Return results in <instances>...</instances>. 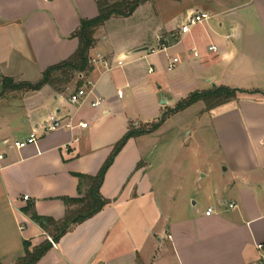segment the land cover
Masks as SVG:
<instances>
[{
	"label": "crops",
	"instance_id": "crops-1",
	"mask_svg": "<svg viewBox=\"0 0 264 264\" xmlns=\"http://www.w3.org/2000/svg\"><path fill=\"white\" fill-rule=\"evenodd\" d=\"M187 4L184 16H154L161 20L146 34H125L116 24L136 11L101 26L89 53L92 69L82 75L92 93L80 105L49 85L0 96V264H16L24 240L35 247L51 238L25 213L28 204L40 216L64 219L62 198L81 196L77 174H98L130 126L150 124L175 107V84L169 78L158 84L152 76L181 63L175 80H186L189 94L218 86L250 92L201 111L223 158L217 205L199 207L193 196L186 201L177 192L181 183L171 190L169 177L155 172L150 158L160 126L128 140L100 188L110 203L73 226L37 264H264V0ZM195 12L210 19L182 33ZM98 13V0H0V86L3 77L37 82L48 67L71 57L79 46L72 34ZM174 58L179 61L170 70ZM96 97L102 103L93 107ZM52 113L88 127L45 132ZM31 133L34 144L11 145ZM209 207L214 213L207 216Z\"/></svg>",
	"mask_w": 264,
	"mask_h": 264
},
{
	"label": "trees",
	"instance_id": "trees-1",
	"mask_svg": "<svg viewBox=\"0 0 264 264\" xmlns=\"http://www.w3.org/2000/svg\"><path fill=\"white\" fill-rule=\"evenodd\" d=\"M149 1L152 0H117L112 3L98 0V15L91 19H82L78 30L72 34L73 38L78 39L79 46L71 57L48 67L42 73L41 79L34 83L28 81L16 82L14 78L3 77L1 82L2 90L22 92L38 91L44 86L49 85L56 92H64L76 77H78L77 88L81 87L84 84L82 75L84 73L87 74L92 69L89 53L90 49L96 43V31L111 17H129L140 5ZM256 92L258 93V91ZM248 93L250 92L227 86H218L210 90L194 91L190 93L187 97L181 99L174 108L165 111L158 120L138 128L130 126L128 132L114 146L112 153L105 161L98 174L94 176L77 174L81 196L78 198H62L67 206L64 219L57 221L50 217L40 216L34 211L32 204H28V206L24 208L25 213L29 214L32 220L37 222L42 229L48 232L54 243H57L73 226L94 217L110 203V200L106 199L101 194L100 188L106 172L113 163L115 157L130 138L156 131L170 115L182 111L199 101L205 104V109L207 111L232 100H236L240 95ZM259 93L264 95L262 92ZM23 246L24 255L17 260L16 264H37L44 254L53 247V244L49 240H45L41 244L32 247L31 242L24 240Z\"/></svg>",
	"mask_w": 264,
	"mask_h": 264
},
{
	"label": "rangeland",
	"instance_id": "rangeland-1",
	"mask_svg": "<svg viewBox=\"0 0 264 264\" xmlns=\"http://www.w3.org/2000/svg\"><path fill=\"white\" fill-rule=\"evenodd\" d=\"M103 1L112 3L117 0ZM188 2L189 0L182 2L153 0L137 10L132 19L121 24L117 22L116 24L122 27L120 28L123 29V32L128 31L124 32L125 34H130V31L135 35L146 34L152 29V24L155 25L161 20L160 18L155 19L154 16L163 18L167 16H184L186 7L190 5L187 4ZM157 10L160 11V15ZM108 27L112 29V23ZM118 39L116 40L117 43L121 41ZM183 67L184 64L181 63L173 71L162 72L157 70L152 76L159 78L158 84L161 80L165 83L167 78L171 79L172 83L175 84L174 94L173 92L171 94L172 96L180 97V100L189 95L188 91L191 88L190 85L184 84L186 80L182 82L183 84H178V80H175L178 79L176 77L178 68ZM187 72V78L190 74H193L192 69L187 70ZM82 79L85 83L84 76ZM77 81L78 77L68 85V88L64 91L65 94L69 96L70 93L77 89ZM13 92L22 91L2 90V86H0L1 95H9ZM171 94L169 95L171 96ZM203 107L204 103L199 101L193 106L191 105L182 111L170 115L161 125V130L157 135L155 148L150 158V161L155 164V172L158 174L164 173L169 177V181L166 182L170 183L171 190H176V186L181 183V188L177 189V192L182 198L185 197L186 201H188L190 196L195 197L198 200L199 207L209 202L216 204L214 190L220 191L221 182L225 176L223 175L225 171L223 169L224 166H222V154L217 145L210 118L205 113H201ZM142 126L141 124L138 127Z\"/></svg>",
	"mask_w": 264,
	"mask_h": 264
},
{
	"label": "built area",
	"instance_id": "built-area-1",
	"mask_svg": "<svg viewBox=\"0 0 264 264\" xmlns=\"http://www.w3.org/2000/svg\"><path fill=\"white\" fill-rule=\"evenodd\" d=\"M208 19H210V15L208 13H205V12L191 13L187 16L185 23L181 27V31H182V33H188V32H190V30L193 26L200 24V23H203V22L207 21ZM209 50L216 51L217 48L215 46H210ZM194 54H195V56L198 55V53L196 51ZM178 61H179L178 58H174L173 62L169 65V69L170 70L173 69ZM92 62L93 61L91 60L90 63H92ZM150 71L152 72V70H150ZM91 93H92V91L89 90L88 84L85 83L81 87L75 89L72 93L69 94L68 102L73 104V105H80L88 99V97ZM118 95H119V97H121L123 95V90H119ZM101 103H102V99L100 97H96L91 102V105L93 107H97ZM75 127L87 128L88 124L85 122H80L77 126H74L70 122L64 123L58 117V115L56 113H52V114H50L48 120L45 122L43 128H44L45 132H51V131L58 130L61 128L73 129ZM36 140H37L36 134L31 133L27 138H25L23 140H16L11 145L16 147L17 149H21L27 145L34 144L36 142ZM75 140L78 141L79 138H76ZM3 158H4V154H0V159H3ZM234 207H235L234 203L229 204V208H234ZM205 213L207 216H210L214 213V209L212 207H209ZM49 241L53 245L55 244L51 238H49ZM258 247L262 248V245H259Z\"/></svg>",
	"mask_w": 264,
	"mask_h": 264
},
{
	"label": "water",
	"instance_id": "water-1",
	"mask_svg": "<svg viewBox=\"0 0 264 264\" xmlns=\"http://www.w3.org/2000/svg\"><path fill=\"white\" fill-rule=\"evenodd\" d=\"M145 49H147V48H145ZM162 103H163V104H166L167 102H166L165 99H163V100H162Z\"/></svg>",
	"mask_w": 264,
	"mask_h": 264
}]
</instances>
